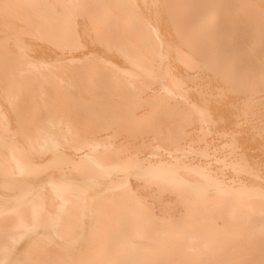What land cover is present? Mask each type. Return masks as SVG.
Here are the masks:
<instances>
[{"label": "bare ground", "instance_id": "obj_1", "mask_svg": "<svg viewBox=\"0 0 264 264\" xmlns=\"http://www.w3.org/2000/svg\"><path fill=\"white\" fill-rule=\"evenodd\" d=\"M0 264H264V0H0Z\"/></svg>", "mask_w": 264, "mask_h": 264}]
</instances>
